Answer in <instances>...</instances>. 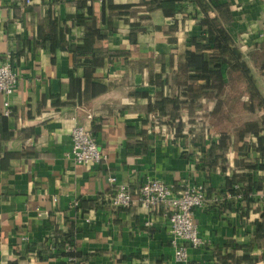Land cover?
<instances>
[{"label": "crops", "instance_id": "0c3cea01", "mask_svg": "<svg viewBox=\"0 0 264 264\" xmlns=\"http://www.w3.org/2000/svg\"><path fill=\"white\" fill-rule=\"evenodd\" d=\"M228 1L227 32L246 57L264 43V0ZM172 10L154 0H0V63L17 76L0 120V264H68L67 241L79 264H264V236H255L264 147L243 128L263 107L234 95L257 116L231 129L210 124L214 102L203 99L197 109L185 103L180 119L148 110L160 97L185 101L177 65L205 33L195 4ZM247 64L264 98V74ZM75 125L95 139L102 163L67 157ZM232 178L245 201L230 194ZM147 181L205 187L193 218L203 244L186 262L173 257L163 208L110 205L117 184L134 193Z\"/></svg>", "mask_w": 264, "mask_h": 264}, {"label": "trees", "instance_id": "16d2710c", "mask_svg": "<svg viewBox=\"0 0 264 264\" xmlns=\"http://www.w3.org/2000/svg\"><path fill=\"white\" fill-rule=\"evenodd\" d=\"M157 6L163 8L165 14L172 15V6L181 0H154ZM197 6L202 14L200 25L204 29V34L192 37L189 43L194 48L193 54H187L183 62L177 65L176 86L184 93L185 101L178 97L174 99L160 97L159 101L148 105L150 112H155L159 118L168 116L170 120L180 119V110L187 106L189 109L199 108V101L207 100L214 102L213 116L225 114L224 106L228 100H223V95L227 87L233 85L237 79L243 83L244 91L242 95L248 96V101H257L264 111V98L261 96L253 72L247 61L260 73L264 74V43L255 47L246 55L234 45L228 35L227 28L231 24L233 17L230 1L228 0H184ZM236 102L242 101L232 98ZM184 105V106H183ZM247 105L242 102V108ZM230 109V107H229ZM212 116V117H213ZM245 132L252 133L257 137L259 147H264V134L259 136L264 130V113L259 122H246L243 125ZM203 157H208V150L202 151ZM227 187L231 195H241L245 201V193L240 188H235L234 179L226 180ZM263 220L255 224V236L260 239L264 236V215ZM68 242V241H67ZM71 242V241H69ZM253 259L248 256L241 261L253 264ZM67 263V262H66Z\"/></svg>", "mask_w": 264, "mask_h": 264}, {"label": "built area", "instance_id": "2783aa9c", "mask_svg": "<svg viewBox=\"0 0 264 264\" xmlns=\"http://www.w3.org/2000/svg\"><path fill=\"white\" fill-rule=\"evenodd\" d=\"M17 86V76L12 69L10 61L0 63V96L5 98V109L0 111L2 117L10 115L9 99ZM71 147L67 157L76 165H96L105 160V156L97 148L92 135L83 127L75 125L70 130ZM110 183H115L114 178H109ZM264 204V190L258 195ZM237 202L242 201V196H235ZM138 203L146 210L163 208L168 217V233L173 249V257L178 262H186L189 248L197 249L203 244L193 218L196 210L201 209L206 203L205 187L202 184H186L178 189L161 181H147L132 193L124 184H117L114 194L110 198L113 209L128 208L133 203ZM86 222H89L86 219ZM62 252L67 255L68 264H79L75 257L72 242H65Z\"/></svg>", "mask_w": 264, "mask_h": 264}, {"label": "rangeland", "instance_id": "374dc122", "mask_svg": "<svg viewBox=\"0 0 264 264\" xmlns=\"http://www.w3.org/2000/svg\"><path fill=\"white\" fill-rule=\"evenodd\" d=\"M259 86V84H258ZM260 88H258L259 90ZM244 91V86L241 81L238 79L234 81L233 85L229 87L228 92L230 94V97H228V104L227 107L229 109L228 112L225 114H221L219 116H213L210 120V124H213L218 129H231L236 124H243L245 123V120H248L252 116H257L253 114L246 113L245 107L242 108V103L236 102L232 98H234V95L238 96L241 95ZM257 103V101H253L251 104Z\"/></svg>", "mask_w": 264, "mask_h": 264}]
</instances>
